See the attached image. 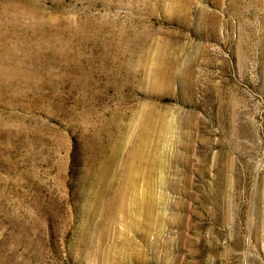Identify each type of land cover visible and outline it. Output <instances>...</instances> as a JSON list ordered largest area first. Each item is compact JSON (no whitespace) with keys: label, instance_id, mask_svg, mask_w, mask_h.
Instances as JSON below:
<instances>
[{"label":"rangeland","instance_id":"1","mask_svg":"<svg viewBox=\"0 0 264 264\" xmlns=\"http://www.w3.org/2000/svg\"><path fill=\"white\" fill-rule=\"evenodd\" d=\"M0 264H264V0H0Z\"/></svg>","mask_w":264,"mask_h":264}]
</instances>
